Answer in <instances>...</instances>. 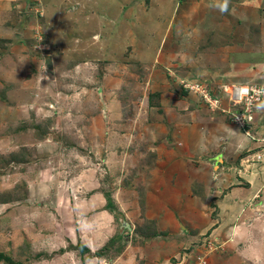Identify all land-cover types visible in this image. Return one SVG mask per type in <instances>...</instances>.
Here are the masks:
<instances>
[{
  "label": "rangeland",
  "instance_id": "1",
  "mask_svg": "<svg viewBox=\"0 0 264 264\" xmlns=\"http://www.w3.org/2000/svg\"><path fill=\"white\" fill-rule=\"evenodd\" d=\"M134 4L0 0V264L83 252L97 191L118 264H264V0Z\"/></svg>",
  "mask_w": 264,
  "mask_h": 264
},
{
  "label": "crops",
  "instance_id": "2",
  "mask_svg": "<svg viewBox=\"0 0 264 264\" xmlns=\"http://www.w3.org/2000/svg\"><path fill=\"white\" fill-rule=\"evenodd\" d=\"M98 1L103 2V0ZM126 2L128 5H133L137 0H126ZM137 5L140 4H134L133 10L140 9ZM125 7L126 6H124V8ZM129 8H132V6ZM107 203L108 200L103 194H100L99 191L83 200V204H81L83 205V209H80L78 213L79 223L75 230L77 239L72 241L74 234L70 233L68 235H71L69 236V239L72 241L71 243L78 245L80 242L82 246L80 248L84 249L79 255L77 254L78 252L76 251L78 250L76 249L71 250L70 252L65 251L64 253H67V255L63 256H66L64 259L67 260L62 264H118L116 262L120 257H122L120 260H123L130 255H134L131 254L132 248L130 249V252L128 251L129 246L133 247L129 238L120 234L121 228L118 225V221L121 220L120 214L111 212L107 209ZM120 249L122 253L120 252ZM99 250H102L101 254L97 253ZM136 257L135 254L134 259H136Z\"/></svg>",
  "mask_w": 264,
  "mask_h": 264
},
{
  "label": "built area",
  "instance_id": "3",
  "mask_svg": "<svg viewBox=\"0 0 264 264\" xmlns=\"http://www.w3.org/2000/svg\"><path fill=\"white\" fill-rule=\"evenodd\" d=\"M255 89L256 88H251V91H250V87H248V86H241L240 87V93L239 94L234 93L236 96L234 98H232V100H234V103L235 104L236 103H240V102H242V103L243 102L244 103H248L249 104L248 107H250V106H252V104H250V102L252 100H255L256 101V100H260V99L263 98L262 97V91L261 90H256L255 91ZM230 99H231V97H230ZM241 111H243V109ZM245 114H247V113H245ZM245 114H242L241 112L240 113H237V114L234 113V120H236L237 123L240 126H242L243 128L246 129L247 126L249 127V125H246V123H248V120L253 119V118H252V114H250L248 117H246ZM246 133L249 134L250 136L252 135V133L250 134L249 131H246ZM252 137L254 138V136H252ZM263 140L264 139H262V141ZM258 159H260V158H258ZM246 161L248 162L250 160L247 159Z\"/></svg>",
  "mask_w": 264,
  "mask_h": 264
},
{
  "label": "trees",
  "instance_id": "4",
  "mask_svg": "<svg viewBox=\"0 0 264 264\" xmlns=\"http://www.w3.org/2000/svg\"><path fill=\"white\" fill-rule=\"evenodd\" d=\"M107 209H109L111 212H114V213H115V211H116L115 208H114L113 203H110V202L107 203ZM78 246L82 247L81 244H80V242L78 243ZM83 249H84V248H82V250H83ZM85 250H86V248H85ZM120 252H121V249H120ZM97 253H98V254H101V253H102V250L97 251ZM3 255H5V254H1V253H0V259L4 257ZM8 257H10V256H8ZM10 259H11V258H10Z\"/></svg>",
  "mask_w": 264,
  "mask_h": 264
},
{
  "label": "clouds",
  "instance_id": "5",
  "mask_svg": "<svg viewBox=\"0 0 264 264\" xmlns=\"http://www.w3.org/2000/svg\"><path fill=\"white\" fill-rule=\"evenodd\" d=\"M222 11H226L227 10V3L225 2V4L222 6L221 8Z\"/></svg>",
  "mask_w": 264,
  "mask_h": 264
},
{
  "label": "water",
  "instance_id": "6",
  "mask_svg": "<svg viewBox=\"0 0 264 264\" xmlns=\"http://www.w3.org/2000/svg\"><path fill=\"white\" fill-rule=\"evenodd\" d=\"M122 226H124V227H130V226H129V223H128L127 221H125V220L123 221Z\"/></svg>",
  "mask_w": 264,
  "mask_h": 264
},
{
  "label": "bare ground",
  "instance_id": "7",
  "mask_svg": "<svg viewBox=\"0 0 264 264\" xmlns=\"http://www.w3.org/2000/svg\"><path fill=\"white\" fill-rule=\"evenodd\" d=\"M40 60V59H39ZM36 61V60H35ZM39 62V61H38ZM56 68V67H55ZM26 70V69H25ZM51 89V88H50ZM66 93V92H65ZM75 99V98H74ZM63 105V104H62ZM85 105H87V104H85ZM65 116V115H64ZM79 118V117H78ZM85 121V120H84ZM87 121V120H86ZM88 131V130H87ZM26 216H27V214H26ZM24 219L26 220V218L24 217Z\"/></svg>",
  "mask_w": 264,
  "mask_h": 264
}]
</instances>
